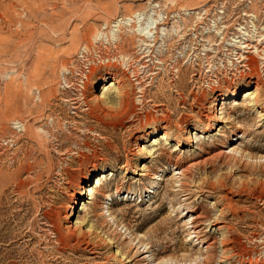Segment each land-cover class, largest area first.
<instances>
[{"label": "rangeland", "instance_id": "374dc122", "mask_svg": "<svg viewBox=\"0 0 264 264\" xmlns=\"http://www.w3.org/2000/svg\"><path fill=\"white\" fill-rule=\"evenodd\" d=\"M247 54L259 63L264 93V0H0V264H127L111 246L92 251L81 236L69 244L58 231L80 192L76 181L95 184L102 173L93 216L80 202L74 222L91 218L135 264H201L207 243L190 230V215L200 206L214 217L227 192L188 200L165 156L152 161L138 149L150 147L140 135L155 124L171 119L201 134L220 113L230 140L205 149L226 143L232 154L197 177L243 191L228 195L237 206L225 218L236 238L230 261L216 246L211 264H264V202L256 198L264 194V118L242 95L210 110L216 93L252 79ZM107 57L126 74L128 109L99 98L102 83L88 86L87 101L82 94L87 67L105 72ZM150 161V177L134 172Z\"/></svg>", "mask_w": 264, "mask_h": 264}, {"label": "bare ground", "instance_id": "6f19581e", "mask_svg": "<svg viewBox=\"0 0 264 264\" xmlns=\"http://www.w3.org/2000/svg\"><path fill=\"white\" fill-rule=\"evenodd\" d=\"M155 27L158 29V25ZM134 30L137 31V29L135 28ZM141 33L142 35H144L143 32ZM141 33L139 35H141ZM120 40H123L122 36L117 33L113 37V42L116 47L118 46V42ZM146 41L147 40L145 37L141 39V42L143 44L146 43ZM107 58L109 59V61L104 66H107V70L105 72L100 73L99 71L102 66L98 67L95 63H91L89 67H87L88 72L84 74L85 79L82 81V94L85 98V90L88 88L89 85H92L93 87H99V84L102 83L103 86L100 90V94H98L97 96L99 98H104L105 101L108 103L114 104L121 108L124 107L125 109H128L132 106L133 99L131 96L132 92L129 91L131 89H127L125 85L126 74L123 70L118 67L119 65L117 64V62L113 63L111 60L112 58ZM113 59L116 58L113 57ZM242 62L244 63L245 67L251 69L253 72L252 79L250 78L246 85L248 86V88L244 86L243 88H240L239 90H236L234 92L216 93L215 105L213 106V108L211 107L210 110H218V106H223L224 103H227V101H232V103L236 104L238 103L236 98L242 95V98L244 100L246 99L249 101V110L252 109L253 111L260 113L262 118H264V93L261 92L262 83L260 81L261 79L259 73V63L256 58L249 54L244 56ZM95 77H97L98 83L97 81H95ZM110 88H112L113 90V93L112 91L110 92L112 93V96L110 94V96H107L108 94L106 95V92ZM86 99L87 98H85V101H87ZM178 125L171 119L166 120L163 124L153 125L145 133L140 135L142 141H150V143H148L150 147L146 148L139 146L138 150H144L147 155V158H152V161L155 160L157 157L165 156L168 165L171 167H175V169L181 174V177L185 179L182 181L181 187L185 189L184 192H187L188 200L195 197V200H199L200 202H202L205 201L207 197L206 195H204L205 192L209 193L218 190H221V192H227L226 194L224 193V195H221L220 197L216 198L217 206L214 217L210 218L205 213L204 209L199 206V208L196 209L190 215L191 222L189 224H191L190 230L193 231L192 233L195 235V237L198 240H206L207 243L206 247L208 251L206 253V256L202 257L201 264H211L212 258L215 255L214 250L217 247H220L222 252V255H220L221 262H229V252L235 247L236 238L232 236L233 228H230L226 224L225 218L232 213L235 214L237 206L235 205L234 200L228 195L229 193L232 195H240L243 191V188L241 189V191H234L232 188H229L224 183H220L218 185L211 183L209 185L203 186L199 182V180L201 179H199L198 177L203 172V170L201 171L202 168H205V166H207L213 161L222 160L232 154L224 149L226 143L222 144L220 142L221 145L215 146V150L213 149L211 151L205 148L209 143H214L215 141L219 142L221 140L220 136H225L226 139L230 140V138H228L226 136L227 134L225 135V133L227 128L233 127L230 126L229 118H227V116H224L223 113H220V115H216L213 121H208L206 127L207 129L202 131L201 134L199 131L200 129L197 127V125L190 129H185L184 131H182L180 127H178ZM173 127H176L174 131H172ZM232 130L233 136H238V134L241 133V131H237V128H234ZM150 163L151 161L142 165L139 168V170L141 171L140 173L136 171L138 167H136L134 172L140 176L150 177ZM105 177V173H102L101 175L97 176L96 180L94 181L95 184H90V182L92 181L86 180L85 178H81L76 181L80 192L72 196L70 203L66 207V214L63 217L66 220L67 225H62L58 228L59 234L61 236H66L67 240L69 241V244L73 239H80L78 238V235L81 236L85 248H88L92 251L104 248L105 246H111L112 248H115L117 250L116 252H112L111 255L115 260H117L116 262L121 263L125 261L127 264H135L134 257L130 256L129 253L125 252L122 249V243L119 242V238H112L110 235L102 234V232L99 231V226L91 222V218H89L88 221H86L85 219L79 220V218H77L75 222L73 221V217L75 216L74 209L76 205H79L80 202H82L80 212H86L88 213V215H91V211L95 206L94 200L96 194L98 193V185ZM188 180H193L194 184L189 185ZM85 183L86 185L87 183L90 185L85 188ZM240 186L243 187L244 183H241ZM256 198L264 202V194H262L261 192L256 194ZM207 233L211 235L207 236ZM217 234H221L222 236V240L219 243H217V237L215 236ZM142 260L144 263L147 262L146 258ZM147 264L149 263L147 262Z\"/></svg>", "mask_w": 264, "mask_h": 264}]
</instances>
